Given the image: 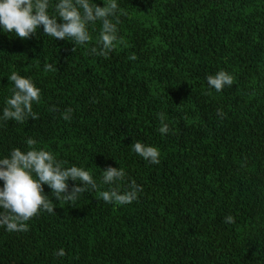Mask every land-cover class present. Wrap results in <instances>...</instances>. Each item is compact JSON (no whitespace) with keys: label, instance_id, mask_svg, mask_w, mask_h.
Here are the masks:
<instances>
[{"label":"trees","instance_id":"1","mask_svg":"<svg viewBox=\"0 0 264 264\" xmlns=\"http://www.w3.org/2000/svg\"><path fill=\"white\" fill-rule=\"evenodd\" d=\"M117 2L107 57L91 52L99 22L75 51L42 27L27 40L0 33V110L12 71L41 89L37 119L0 121V157L33 138L98 185L100 169L120 166L121 190L142 191L126 205L105 203L103 185L72 205L53 197L56 214L38 213L27 231L0 228V264H264V0ZM220 70L233 85L210 91ZM137 141L160 163L135 154Z\"/></svg>","mask_w":264,"mask_h":264},{"label":"clouds","instance_id":"2","mask_svg":"<svg viewBox=\"0 0 264 264\" xmlns=\"http://www.w3.org/2000/svg\"><path fill=\"white\" fill-rule=\"evenodd\" d=\"M98 6L93 0H0V33L13 34V37L30 39L42 27L43 33L54 40L71 41L74 45H86L92 40L90 27L100 23L97 47L92 53L107 57L118 40V26L112 22L118 10L117 0H102ZM44 72H57L52 63L43 65ZM11 83V95L5 98L0 121H25L38 118L33 105L41 102V89L30 77L12 71L7 76ZM208 89L221 92L233 85V76L220 70L206 78ZM55 111V108L50 109ZM71 110H67L70 113ZM222 113L217 112V115ZM159 133L164 136L169 132L163 113H159ZM63 114V119H69ZM27 150L12 148L8 155L0 157V228L5 231L23 232L28 230V221L38 213L56 214L53 197L72 205L81 194L98 191L100 186L107 190L99 191L100 198L109 204L126 205L137 200L142 187L135 181L127 189L121 190L120 183L126 172L122 167L108 166L101 170L100 185L94 176L82 166H67L66 161L58 160L53 152L37 147V140H26ZM131 150L150 164L160 163V151L157 147L137 141L131 144ZM69 181L75 182L71 188ZM51 189V196L46 195L44 186ZM82 185V186H81ZM51 197V199H49ZM234 222L231 215L224 218V223ZM54 255L63 257V249Z\"/></svg>","mask_w":264,"mask_h":264}]
</instances>
